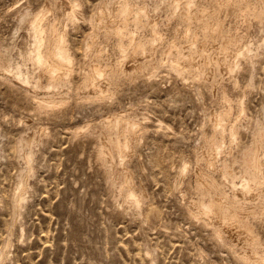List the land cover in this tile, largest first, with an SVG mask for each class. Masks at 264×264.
Returning <instances> with one entry per match:
<instances>
[{"label": "rangeland", "instance_id": "1", "mask_svg": "<svg viewBox=\"0 0 264 264\" xmlns=\"http://www.w3.org/2000/svg\"><path fill=\"white\" fill-rule=\"evenodd\" d=\"M51 1L0 0V48L9 45L11 51H14L11 53L12 56L14 55V60L16 58L15 61H20L18 51L26 47L28 42V45L30 44V35H28L26 24L17 22L16 16L19 10L27 8L31 14L43 9L46 14L56 11L54 13L57 17L64 20L66 9L69 6L71 8V3H65L66 0H55L57 6L59 4L62 8L59 6L52 8ZM78 1L77 15L80 20L78 18L75 25L69 24L68 30L70 33L69 42L72 43L76 55L81 58L85 52L83 51L85 41L90 38L88 34L91 35V28L86 19L96 12L99 5L102 6V2L104 4L106 1ZM189 1L181 0L182 7L180 0L177 1L180 4L179 9L186 6ZM147 2L151 3L153 0H147ZM163 3L161 4L162 8L167 9L165 5H168V2ZM63 6L67 8L64 9ZM189 6L195 7L193 12L209 13L207 14L209 19L205 15L208 22L210 24L215 22L210 14L213 6H210L208 0L193 1L186 7ZM59 9H64L65 12L64 10L59 11ZM160 9L154 11V14L151 13L153 11L151 10L149 12L150 19L161 22L160 24L156 22L160 27L164 18V23L161 26L165 24V21L170 26L164 25L166 29L163 26L160 30L161 32L165 31L169 37H166L167 35L163 32L162 34L166 39L172 40L169 42L179 39L178 41L181 43L177 44L181 51L188 52L190 41L185 37H179L184 34L182 30L184 24L179 23L181 26H178L177 19H172L173 16L168 9L165 11L163 9L160 11ZM225 11L220 13V19L223 20L225 28L231 27L232 38H236H231L233 43L231 42L230 46L222 44L224 47L219 48L217 44L224 37L221 38V35H218L213 39L218 48H210V42L206 47H208V53L214 50V55L221 56L223 54L226 57L229 55L228 57L231 59L225 57L224 60L230 63L235 61V57L237 58V53H234V50L236 52L241 50L243 42L247 41L244 45L246 46L264 39V30L259 32L254 24H249V28L247 20L237 30L235 15L228 10L226 14ZM163 14H166L165 17ZM156 15L157 17H155ZM157 18L158 20H156ZM209 20H212V23ZM167 22L166 24H168ZM245 31L250 36L246 35ZM243 32L245 38L241 36ZM177 34L178 36H176ZM239 35L242 37L241 40ZM173 36L177 40L174 41ZM249 38L250 40H248ZM235 40L237 43L240 41L239 44ZM11 44L14 45L11 46ZM216 49H219L220 55L216 54L218 52ZM223 51L228 52L224 54ZM254 51L256 50L254 49ZM199 54L197 52L194 54L196 58L198 56V59L194 57L195 60H202L203 57H199L201 56ZM230 54L231 56L235 54V57H231ZM262 55L256 61L257 63L255 62L251 71H240L234 81L224 79L218 81L215 86L210 83L205 84L200 91L195 88L190 78L178 77L174 73L165 71L164 67L162 73L154 76L155 78L151 77L145 80L137 75L130 82L123 84L122 89L112 101L109 100L108 103L101 106L85 103L84 107L71 103L66 115L60 119L35 115L32 110H29L32 109L30 103L21 96L18 89L10 88L0 82V255L8 237L10 238L7 258L2 261L4 263L0 264H242L227 245L212 238L211 227L202 226L187 215V205L189 206L190 201L196 200L199 195L194 188L195 176L199 175V169L202 168L201 161H198L197 157L207 156L209 159L212 157V159L216 158L215 161L217 160L215 149L210 148V145L214 147L213 140H211L213 136H210L213 132L210 123H215L214 121L219 118L218 112L223 109L222 96L226 95L234 105L232 118L238 122H253L264 117V53ZM27 65L31 66L30 63ZM207 69L209 71L210 67L206 68V71ZM223 72L225 73V70L222 69ZM251 79L252 85L248 86ZM239 98H242L245 103L244 115L240 117L236 106ZM116 111L120 113L118 112V114ZM214 113L217 114L214 116ZM120 114L125 117L128 115L126 118L136 120L135 122L139 124L141 122L144 129L143 139H140L136 150L132 151L125 162V166L122 165L124 168L120 166L121 171L115 178L120 180L119 182L117 180L118 183H121L124 178L131 177L133 186L138 190L142 189L144 194L146 193L143 196L140 213L133 209H130L129 213H123L116 207L115 196L118 191L116 188L108 187L105 177L107 169L101 165L95 155L98 139L93 135L83 133L89 126L88 124L94 125L102 119L104 121V118L107 120ZM110 115L112 117H109ZM209 119L210 122H207ZM161 121L163 125L158 127ZM251 128L252 126L247 130H240L237 138L240 144L237 148L234 143L229 144L228 141L222 143V149L218 154L221 161L224 157H228L229 154L226 152L233 151V153L239 154L244 147L251 144ZM73 129H76L80 134L75 137L76 131ZM99 131L102 130L96 132L99 139L106 140L105 131ZM30 133H34L38 139L40 138L33 149L35 167L28 177L30 192H28L27 202L23 205L17 221H13L10 195L18 186L19 172L24 167V159L21 154L23 152L22 139L31 135ZM262 133L264 136V130ZM207 145L209 149L206 147ZM258 148L261 150L260 146ZM207 149V155H203L206 154ZM203 151L204 153H202ZM208 155L210 156L208 157ZM182 164H186L188 169L186 170L184 167L186 171L183 173H186L182 174V178H179L177 170L180 165L182 167ZM196 167L199 169H195ZM208 168L210 170V166ZM232 168L233 171L238 170L236 164ZM127 171L129 172L127 173ZM121 173L125 176H122ZM121 178H123L122 181ZM233 179L238 186L240 178L234 176ZM174 183L179 185L174 186ZM227 190H230L228 186ZM214 219L216 218H212V220ZM256 226L259 237L261 236V248L264 250V224L258 222ZM236 228L238 229L234 226L232 229L234 232L231 239L233 242L239 243L234 247V250L240 251L246 246L241 245L244 242L245 232L242 231V235H240L241 231L235 232ZM234 237H237V241L234 240Z\"/></svg>", "mask_w": 264, "mask_h": 264}, {"label": "bare ground", "instance_id": "2", "mask_svg": "<svg viewBox=\"0 0 264 264\" xmlns=\"http://www.w3.org/2000/svg\"><path fill=\"white\" fill-rule=\"evenodd\" d=\"M66 1L65 3H71V8L69 6L70 4H67L69 6V11L68 8H64V6V9L67 8V12H65L64 9H59V11L64 10L65 12L64 20H60L54 13L56 11L51 12L52 10H49L51 12L50 14H46L43 11L45 9L39 10L35 14H31L27 8L21 11L19 10L16 16L18 19L17 22H19V24L25 23L28 30L26 31L28 35H30V44L28 45V42L26 47L18 51L20 61H15L16 58L14 60V55L12 56L11 53L14 51H11L9 45L0 48V82L5 83L10 88L18 89V91L21 92V96L30 103L32 109L29 110H32V112L39 117L60 119L66 115L67 109L69 108L68 106L71 103H75L77 106L82 105V107H84L83 104L85 103H93L99 106L106 104L109 100L112 101L116 94L122 89L123 84L130 82L133 77L138 75L140 78L148 80L162 73L163 67L165 71L174 73L178 77L183 79L190 78L195 88L200 91L205 84L210 83L212 86H215L220 80L227 79L234 81L240 71H251L257 63L256 61L263 56L262 54L264 53V39L254 43L251 42L252 44L246 46L244 45L247 41L245 43L243 42L244 48L242 46V49L239 50L238 46L239 51L236 52V50H234V53H237V58L234 56L235 54H232L233 56L230 54L231 57H235V61L233 60V62L230 63L224 60L226 57L225 55H214V50L208 53L207 51L209 50L207 49L208 47H206L209 42L210 48L212 49H215L217 46L219 48L222 46L223 48L224 44L228 47L232 42L231 27L225 28L223 20L221 21L220 19V13L223 10H226V14L229 11L235 15L237 25L235 28L237 30L242 26L245 20L249 22L246 21L248 23L247 26H249V24H254L255 27L259 29V32L264 30V0H208L210 6L212 5L214 7L210 10L212 12L210 14H212V17L215 19L213 24H210L207 20L209 17L207 14L209 13H204L203 11H197L198 13L193 12L195 7H186L193 1L197 2L198 0H188L189 3L187 5L183 2L186 6H183L181 9H179L181 0L180 4L178 3L179 0H153L151 3H148L147 0H104L106 2H104V4L102 2V6L99 5L100 7L97 5L99 8L97 7V10H95L96 12L86 19L91 28V35L88 34L90 38L89 40L87 39L88 41H85V49L83 48V51H85L84 56L79 58V55L77 56L74 52L73 45H71L72 43L70 44L69 42L70 33L68 30V25H75L79 18V15H77L79 1ZM166 1L168 5L165 6H167L166 8L173 16L172 19H177L178 26H181L179 23L184 24V28L182 27L184 34H180L181 36L179 37H185L190 41V45L187 49L188 52L186 53H184L185 50L181 51L179 48L178 44L181 43L178 41L179 39L177 40V38L175 39V36H173L174 41H177L169 42L172 40L166 39L165 35L162 34L163 31L161 32L160 28L164 25L170 26L167 21L161 26L164 23L163 17L160 27H158L157 23L160 24L161 22L150 19L149 12L151 10H153L151 13L160 8L164 11L167 10L165 7L162 8L161 6L163 2L166 4ZM50 4L52 8L57 6L55 0H52ZM193 5L195 6L196 4ZM46 6L47 5H45V7ZM58 6L61 7L59 4ZM200 8L202 9L203 7ZM81 15L80 12V16ZM205 15H207V18ZM155 17H157V15ZM158 18L156 20H158ZM209 21L211 22L212 20ZM166 22L168 24H166ZM236 29L234 30L236 31ZM178 30L180 31V29ZM178 30H176L177 33ZM246 31L248 32V29H246ZM163 33H165V31ZM218 35H221V38L223 36L224 39H221L220 43L216 46L213 39ZM243 35L245 36L244 32L241 36ZM246 35H248V33ZM176 36H178V34ZM244 36L243 38H245ZM166 37L169 36L167 35ZM241 38L242 37H240V40ZM236 40L235 42L237 43ZM248 40H250V38ZM184 41L185 40H183V42ZM239 42L237 44H239ZM12 45L14 44H11V46ZM254 49L256 51H254ZM196 52L200 53L199 55L201 56L199 57H203L202 60L200 59L201 61L194 59V54H196ZM223 52L226 54L225 52L228 51ZM217 53L220 55L221 52L218 51L216 54ZM228 56L229 55H227L226 58H230ZM196 59H198V56ZM28 63H30L31 66H28ZM208 67H210V73L208 69V72L206 71ZM222 69L223 71L225 70V73L223 72L224 74L222 73ZM74 74L77 76V79ZM186 81L188 82V80ZM251 85L252 79L248 82V86ZM222 101L223 109L221 112H218V120H213L215 123H210L213 130L212 135H210L213 136V139H210L213 140L212 145H214V147L210 145V148L215 149V155L217 156L213 155L217 157V160L215 161L216 158L212 159L211 157V161L207 156H196L198 161H201L200 163L202 165L201 169H199L201 165L195 168H198L200 173H198V176H195V181L193 179L195 182L194 188H196L199 195L196 200L190 201L189 206L187 205V215L202 226L211 227L212 238L223 245H227L229 250L233 252L234 256L242 264H264V250L261 248V236L259 237L256 226L258 222L264 224V136L262 135L264 130V117L253 122H238L232 118L234 105L231 103L230 99L226 95H223ZM236 106L238 108V116H243L245 109L244 100L239 98ZM215 114L217 113H214V116ZM109 117H112V115ZM126 117L123 114L115 115L107 120L103 117L104 121H102L103 119L101 118L102 120L94 125H90L91 123L89 122L90 124H88L89 126L87 128L83 127L85 128V132L81 131V129L80 131L88 135H93L98 139L95 155L101 165L107 169L105 177L108 187L111 189L116 188L118 191V194L115 196L116 207L123 213H129L132 209L140 213L143 196L146 195V193L144 194L141 191L142 189L138 190L133 186L131 177V179L126 177L123 181V178H121V183H118L120 180L117 179V182L115 179L117 173L121 171L120 166L123 167L122 165L128 160L132 151L136 150L140 139L143 137L144 129L141 122L139 124L135 122L136 120L134 121ZM32 120L34 121V119ZM208 121L210 122V119L207 120V122ZM161 123L162 121L159 122L160 125L158 124V127H162L163 124ZM251 126V144L244 147L239 154H235L233 151L229 150L231 153L226 152V154H229L228 157H224L221 161L218 154L222 149V143L228 141L229 144L234 143L236 146L235 148H237L240 144L237 141L238 133L242 129H249ZM41 127L44 128L43 126ZM75 128L78 129L79 127ZM76 129L73 130L76 131ZM38 130L41 131L40 129ZM98 130L105 131L106 140L103 141L102 139L101 141V139H99L100 137L96 135ZM79 134L76 131L74 136L76 137ZM39 141L40 138L38 139L34 133L22 139L21 147L23 152L21 154L24 159V167L19 172V184L10 195L13 221H17L23 205L27 202L28 192H30L28 177L34 171L35 167L33 149ZM12 144L14 145V143ZM259 146L261 150H259ZM206 147H208V145ZM208 149L205 152L206 154L203 155H207ZM202 153H204V151ZM209 156L210 155H208V157ZM186 164L189 165V163ZM186 164H182L183 168L180 165L179 167L181 169L178 167L177 173L179 174V178H182V174L185 175L186 172H183L188 169ZM235 164L238 167L237 171H233L232 168ZM208 166H210V170ZM184 167L186 170H184ZM128 172L129 171H127V173ZM121 175L125 176L123 173H121ZM234 176L239 177L241 180L238 186L233 179ZM177 185L174 183V186ZM227 186L230 190H227ZM149 208L147 209L150 210ZM212 218L216 219L212 220ZM234 226L238 227L235 232L238 231L239 233V231H241L240 235H242V231L245 232L243 237L244 242L241 245L246 246L240 251L234 250V247L238 246L239 243H235L231 239ZM236 239L237 237L234 240L237 241ZM9 244L10 238L8 237V240L1 250L0 263L7 258L6 253L9 251L7 250Z\"/></svg>", "mask_w": 264, "mask_h": 264}]
</instances>
